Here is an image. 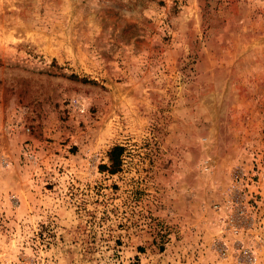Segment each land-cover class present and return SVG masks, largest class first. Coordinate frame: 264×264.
I'll list each match as a JSON object with an SVG mask.
<instances>
[{
	"label": "rangeland",
	"instance_id": "rangeland-1",
	"mask_svg": "<svg viewBox=\"0 0 264 264\" xmlns=\"http://www.w3.org/2000/svg\"><path fill=\"white\" fill-rule=\"evenodd\" d=\"M0 264H264V0H0Z\"/></svg>",
	"mask_w": 264,
	"mask_h": 264
},
{
	"label": "trees",
	"instance_id": "trees-1",
	"mask_svg": "<svg viewBox=\"0 0 264 264\" xmlns=\"http://www.w3.org/2000/svg\"><path fill=\"white\" fill-rule=\"evenodd\" d=\"M116 152L119 153V152H121V150L115 147V148L110 152V155H114Z\"/></svg>",
	"mask_w": 264,
	"mask_h": 264
}]
</instances>
